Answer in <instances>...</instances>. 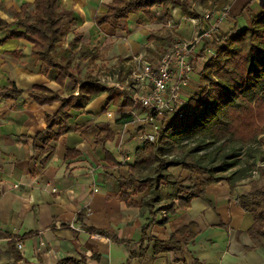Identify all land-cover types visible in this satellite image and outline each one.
Segmentation results:
<instances>
[{"label": "crops", "instance_id": "1", "mask_svg": "<svg viewBox=\"0 0 264 264\" xmlns=\"http://www.w3.org/2000/svg\"><path fill=\"white\" fill-rule=\"evenodd\" d=\"M26 1L33 0H0V17L13 22ZM108 1L63 0L72 9L74 31L83 33V42L97 47L99 57L100 47L109 56L116 54L107 66H114L118 56L131 55L132 59L142 55L156 61L143 46L150 34L173 28V39L191 37L214 21V17L203 15L205 8L200 4L199 10L192 7L193 13L171 5L165 20H151L142 11L130 12L126 29L97 25L95 15L106 10ZM228 1L229 15L219 23L220 33L243 26L261 9L260 0ZM13 30H17L15 26L0 30V91L11 86L21 91L0 97V264H55L64 257L82 259L81 264H200L195 260L202 264H264V239H254L247 232L254 220L252 214L236 204V192H231L225 179L207 184L205 195L193 197L187 207L176 205L162 224L163 212L142 214L139 207L121 197L117 176L128 175L127 161L140 143L137 128L141 121L134 120L143 116L144 109L137 103L114 105L107 101L105 91L84 108L72 109L69 129L53 139L46 119L56 113L60 101L39 104L31 87L43 82L59 88L56 69L44 71L32 43L11 36ZM72 35L73 31L67 34L64 45ZM204 42L201 38L197 43L196 54L204 50ZM168 44L166 48L171 46ZM200 66L190 72L183 95L197 79ZM71 84L67 82L62 89ZM104 123L115 137L96 141ZM145 131L152 133V126L145 123L140 132ZM45 144L52 146L48 157L47 151H42ZM107 154L119 163L109 164ZM180 170L170 169L173 176L186 178L188 173ZM160 192L168 198L172 185L163 183ZM145 193L132 192V197L140 202ZM191 220L198 227L191 242H181L177 250L157 249L156 238H168L170 232ZM17 241L22 242L21 248Z\"/></svg>", "mask_w": 264, "mask_h": 264}, {"label": "trees", "instance_id": "2", "mask_svg": "<svg viewBox=\"0 0 264 264\" xmlns=\"http://www.w3.org/2000/svg\"><path fill=\"white\" fill-rule=\"evenodd\" d=\"M195 0H109L106 10L95 15L96 24L107 23L114 28L126 29L130 12H143L151 20L157 8L169 15V6L179 5L184 12L193 13ZM206 6L218 0H200ZM250 2L247 1L246 3ZM261 9L252 14L247 23L223 32L216 42L215 51L206 57L202 69L200 90L190 94L185 105L173 117L163 116L154 138H140L134 147L132 157L127 161V176H117V186L121 197L130 205L139 207L140 213L163 212L159 222L168 220L176 205L187 207L195 196L205 195V186L225 179L232 193L236 192L235 202L252 214L253 223L247 229L254 239H264V161L257 164L250 144L264 133V0ZM219 5H224L220 0ZM15 26L10 35L32 43L44 71L56 69L55 79L60 85L52 89L47 84L35 83L31 87L32 97L39 104L60 101L54 115H47V128L50 136L69 129L67 119L72 109L85 107L91 99L107 91V101L114 105H134L130 90L120 89L103 83L93 74V67L83 71L84 61L93 62L99 58L97 47L83 42V33L74 31L75 18L72 9L63 0H33L22 4L13 22L0 17V30ZM70 31L73 35L64 45ZM174 37L173 28L150 34L144 49L151 59L157 60L166 50V44ZM127 57L118 56L113 67L119 75L128 70ZM130 62V61H129ZM72 81L66 90L62 86ZM21 91L11 86L0 91V97H12ZM141 122L138 126L140 135ZM96 141L115 137L108 123L101 125ZM247 145L248 159L237 165L234 159ZM212 147L211 149H207ZM175 149L181 153L172 154ZM46 157L52 153V146L45 144L42 151ZM69 151V152H68ZM203 151V152H201ZM74 152H76L74 150ZM70 154L67 149L66 155ZM218 156V162L215 157ZM233 158V159H230ZM109 164L119 162L107 154ZM264 160V158H263ZM180 164L188 171L187 177H173L170 166ZM234 167L229 173V168ZM259 169V175L253 173ZM249 179L246 191L237 189L239 182ZM163 183L172 185V193L165 198L160 192ZM140 202L132 197V192H143ZM153 218L149 220L151 222ZM147 224H144L145 229ZM95 230V229H92ZM198 232L194 220L178 227L166 239H155L158 250L179 249L181 242L188 244ZM177 235L181 236L179 240ZM135 252L133 251L134 255ZM82 259L61 258L55 264H81ZM195 262L202 264L199 260Z\"/></svg>", "mask_w": 264, "mask_h": 264}, {"label": "built area", "instance_id": "3", "mask_svg": "<svg viewBox=\"0 0 264 264\" xmlns=\"http://www.w3.org/2000/svg\"><path fill=\"white\" fill-rule=\"evenodd\" d=\"M230 6L231 4L227 3L219 9L204 11L203 15L206 18L214 17V21L193 40H175L156 61L144 58L142 55L133 56L129 60V70L126 74L129 76L124 78V81L118 80L116 74L99 77L109 86L132 90L133 102L145 107L143 116L135 118L134 121L150 124L153 132H141V138H154L161 117H173L185 105L183 91L190 78V72L195 69L192 58L197 55V43L202 37H209L218 30L219 23L229 15ZM204 51L209 55L213 53L210 46H205ZM13 187L18 186L13 185ZM16 245L21 248L22 242L17 241Z\"/></svg>", "mask_w": 264, "mask_h": 264}, {"label": "rangeland", "instance_id": "4", "mask_svg": "<svg viewBox=\"0 0 264 264\" xmlns=\"http://www.w3.org/2000/svg\"><path fill=\"white\" fill-rule=\"evenodd\" d=\"M219 1H215L214 2H211L212 3V6H206L204 3H202L200 0H195L192 4V7H196L198 10L200 9V7H198L200 4H202L205 8V11H212V10H215V9H219L221 8L223 5H219ZM224 1V5L227 4L229 1L228 0H223ZM201 2V3H200ZM193 9V8H192ZM164 13V10L161 9V8H157L155 11H154V14L153 16L155 17V19H162V20H165V15L163 14ZM250 14V13H249ZM252 15V14H251ZM200 16V15H199ZM198 16V18H199ZM235 16V14H234ZM197 17V15L195 16ZM196 21V19H195ZM198 21V20H197ZM200 29V28H199ZM202 30V29H201ZM204 30V28H203ZM221 30L218 29L217 31H215L214 33L211 34V36L209 37H202L204 38L205 42L202 43L203 46H210L211 49L213 50V52L215 51V47H216V42L218 41V39H220L221 35L223 33H220ZM201 31H199L198 33L192 35L191 37H186V38H174L171 42H169V46L172 45V43L177 40V39H183V40H193V38L195 36H197L198 34H200ZM217 37V38H216ZM221 40V39H220ZM100 47V46H99ZM167 49V48H166ZM100 50L102 51V53H100V57H99V61L95 62V65H93V62H89V61H84L85 64L83 66V71L87 68V67H93V74L95 76H97L98 78L103 75H110V76H113L114 74H116L117 76V79L118 80H121V81H124V78H127L129 75H126L128 70H125V71H122V73L119 75V73L117 72V69L115 67H113L112 65H109L107 66L106 64L109 63L111 64V59H113L114 56H116V54H113V56H109L108 53L104 52L105 49H102V47H100ZM209 56V54L204 51V50H200V53L197 54L195 56V58H192V64L193 66L196 68L198 66H200V71L202 69V65L204 64V61L206 60V57ZM196 57H200L201 60L200 62L197 61ZM204 57V58H203ZM196 74V77L197 79L195 80H192V84L190 86L191 89H188L186 91V93H184V98L187 99L188 96L190 94H194L195 92H198L200 90V86L202 84L201 82V73L200 72H197L195 73ZM138 104V103H137ZM138 106L142 107L141 105L138 104ZM143 109H145V107H142ZM148 124V123H147ZM145 125V124H144ZM148 126H151L150 124H148ZM141 137H139L140 139ZM239 144V143H238ZM241 147V149L239 150L238 154L236 156H234V159H237L238 162L237 164L234 165V167H236L237 165H242L243 163L246 162V159H248V154H247V149H248V146L246 145H241L239 144ZM212 147H209L207 149H211ZM253 151V154H254V157L255 159L257 160V164L259 165H262L263 163V158H264V133H262L261 136H259L255 141H253L251 144H250V147ZM203 152V151H201ZM172 154H180L181 152L177 149H175V151H172L171 152ZM230 159H233V158H230ZM233 159V160H234ZM218 156L215 157V162H218ZM234 167H231L229 168L225 173H229L230 171H232L234 169ZM171 170H173L174 172L175 171H178L179 169L180 170V173H188V171L186 169H183L182 165L180 164H175L174 166H170L169 167ZM169 169V170H170ZM171 172V171H170ZM180 175V174H179ZM179 175H176V176H173V177H178L179 178ZM253 177L254 178H257L258 175H259V169H257V172L253 173ZM248 181L249 179H243L239 182L238 186H237V189L240 190V191H246L248 190L249 188V184H248Z\"/></svg>", "mask_w": 264, "mask_h": 264}]
</instances>
